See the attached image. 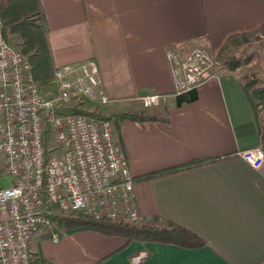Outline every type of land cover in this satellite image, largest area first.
I'll use <instances>...</instances> for the list:
<instances>
[{
    "label": "crops",
    "instance_id": "obj_1",
    "mask_svg": "<svg viewBox=\"0 0 264 264\" xmlns=\"http://www.w3.org/2000/svg\"><path fill=\"white\" fill-rule=\"evenodd\" d=\"M54 65L96 61L110 102L123 120L119 137L135 178L139 223L160 215L198 234L199 248L126 239L94 230H39L31 255L47 264H264V166L239 154L259 146L251 89L238 68L220 66L200 85L174 91L165 58L200 47L216 57L241 35L264 29V0H39ZM230 37L231 42L224 47ZM168 94L144 106L146 94ZM99 105V104H97ZM261 105H258V109ZM115 131V130H114ZM116 132V131H115ZM214 159L151 179L139 176ZM145 256L138 262L132 257Z\"/></svg>",
    "mask_w": 264,
    "mask_h": 264
},
{
    "label": "built area",
    "instance_id": "obj_2",
    "mask_svg": "<svg viewBox=\"0 0 264 264\" xmlns=\"http://www.w3.org/2000/svg\"><path fill=\"white\" fill-rule=\"evenodd\" d=\"M165 58L175 92L200 85L218 68L200 47L181 56L168 46ZM48 87L49 95L21 47L5 37L0 14V264H29L31 239L41 229L57 241L56 215L81 213L126 224L140 220L135 179L112 122L83 113L91 111L89 105L110 102L96 61L54 65ZM168 96L152 93L140 100L160 106ZM239 154L264 166L260 146Z\"/></svg>",
    "mask_w": 264,
    "mask_h": 264
},
{
    "label": "trees",
    "instance_id": "obj_3",
    "mask_svg": "<svg viewBox=\"0 0 264 264\" xmlns=\"http://www.w3.org/2000/svg\"><path fill=\"white\" fill-rule=\"evenodd\" d=\"M0 14L5 29L11 33H16L22 37L23 53L27 55L36 81L48 85L53 73V59L46 33V19L42 13L39 0H7V3L0 4ZM262 30V29H261ZM248 35H241L246 37ZM233 37H230L224 47H226ZM227 61V60H226ZM230 68H236L239 61L234 58L228 60ZM254 81V80H253ZM250 84V83H249ZM251 85V84H250ZM250 96L253 103L254 115L259 126V146L264 150V124L261 120L264 117V84L251 89ZM258 105L261 107L258 109ZM83 113L108 119L112 122L114 130L119 137V126L123 120L145 121L157 117L144 112L113 113L107 116L96 112ZM118 144L121 147L120 138ZM214 159L188 162L182 165L156 170L143 174L138 179H151L168 173L176 172L194 165L211 162ZM135 179V178H134ZM55 224L62 227L64 232L72 233L81 230H94L106 235H118L126 239V242L133 240L154 241L161 243H171L183 248H199L206 245V241L198 234L177 224L176 222L160 215H152L140 224H126L116 222L108 218H91L84 214L56 215L52 217ZM29 264H47V261L40 255L31 256Z\"/></svg>",
    "mask_w": 264,
    "mask_h": 264
},
{
    "label": "rangeland",
    "instance_id": "obj_4",
    "mask_svg": "<svg viewBox=\"0 0 264 264\" xmlns=\"http://www.w3.org/2000/svg\"><path fill=\"white\" fill-rule=\"evenodd\" d=\"M4 3L6 4L7 0L1 2V4ZM4 32L5 37L10 43L18 45L23 49V44L20 42L22 37L6 29ZM235 57L239 61L236 68H238L239 74H241L246 83H250L252 86L264 84V29L253 35L240 37L238 40L232 42L228 49L223 50L215 57V60L220 63V66L228 67L229 62L227 61L230 60V58L235 59ZM217 66L219 67V65ZM41 89L47 95L51 93V89L48 85L41 84ZM102 106L92 104L89 105L88 108L97 114L104 116L109 115ZM261 122L264 124V117H262ZM54 229L56 231L63 230L62 227L57 224H54Z\"/></svg>",
    "mask_w": 264,
    "mask_h": 264
},
{
    "label": "bare ground",
    "instance_id": "obj_5",
    "mask_svg": "<svg viewBox=\"0 0 264 264\" xmlns=\"http://www.w3.org/2000/svg\"><path fill=\"white\" fill-rule=\"evenodd\" d=\"M116 133V132H115ZM118 141V140H117Z\"/></svg>",
    "mask_w": 264,
    "mask_h": 264
}]
</instances>
